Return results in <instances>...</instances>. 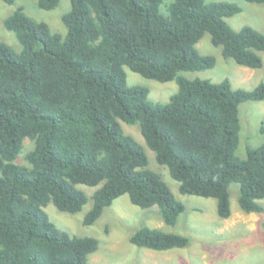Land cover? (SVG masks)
Returning a JSON list of instances; mask_svg holds the SVG:
<instances>
[{"label":"trees","instance_id":"trees-1","mask_svg":"<svg viewBox=\"0 0 264 264\" xmlns=\"http://www.w3.org/2000/svg\"><path fill=\"white\" fill-rule=\"evenodd\" d=\"M58 2L37 5L52 9ZM162 2L70 0L61 16L65 35L21 7L3 19L21 50L0 41V264H91L97 238L70 235L43 210L51 201L60 211H79L88 196L77 184L99 185L85 225L122 194L141 208L157 206L162 221L175 224L184 204L146 167L143 146L121 122L138 125L179 192L214 197L220 218L230 216L233 182L243 212L263 211L264 141L247 147L244 157L236 149L238 105L264 100V82L233 88L227 78L180 73L214 66L215 56L196 48L205 33L223 58L260 68L264 34L226 22L241 10L234 2L171 0L165 12ZM124 66L159 82L175 80L177 90L167 102L152 101L148 86L127 83ZM24 138L33 140L25 164L17 161ZM129 241L164 251L185 247L189 238L143 225Z\"/></svg>","mask_w":264,"mask_h":264},{"label":"rangeland","instance_id":"rangeland-1","mask_svg":"<svg viewBox=\"0 0 264 264\" xmlns=\"http://www.w3.org/2000/svg\"><path fill=\"white\" fill-rule=\"evenodd\" d=\"M171 0H163L161 10ZM229 1L237 3L241 10L225 18L234 29L250 25L264 34V2L247 0H208ZM21 7L29 17L44 21L52 32L66 34V27L61 21L63 13L69 10L70 0H59L52 9H43L37 0H15L12 4L0 0V41L6 43L16 52L21 50L15 34L4 28L3 19L15 9ZM202 54L215 56L213 67L200 70L182 71L180 74L189 78L207 79L219 82L227 78L233 88L252 89L259 82H264V51L260 53V68L239 65L230 58H223L220 48L210 42L205 33L196 43ZM126 81L129 85L141 84L149 88L148 97L155 102H167L176 92L175 80L159 82L143 77L124 66ZM241 122L239 145L236 154L245 156L247 147L259 145L264 141V134L259 126L264 120V100L245 101L238 105ZM122 127L125 133L131 134L144 148L147 156L146 167L159 173L173 195L184 204L173 225L164 223L158 214V207L141 208L130 202L127 194L115 198L111 205L105 207L99 218L90 225L83 223L85 213L92 204L91 195L99 187L77 184L88 196L87 202L74 213L58 210L50 201L43 210L49 219L61 230L70 235L93 236L98 240L97 249L88 255L91 264H264V209L260 213L243 212L238 205V184L229 185L230 216L220 218L216 212V199L195 194L181 193L178 181L171 177L165 165L155 159L154 151L146 144L137 124ZM33 147V140L23 139V148L17 161L26 163L25 154ZM264 207V198L260 200ZM155 227L165 232L180 233L189 238L185 247L158 251L137 247L130 243L129 236L140 226Z\"/></svg>","mask_w":264,"mask_h":264}]
</instances>
